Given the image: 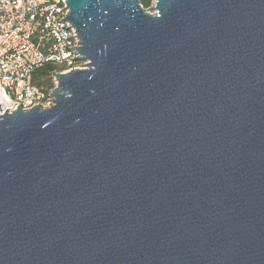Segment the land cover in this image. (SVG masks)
<instances>
[{"label": "water", "instance_id": "95a60500", "mask_svg": "<svg viewBox=\"0 0 264 264\" xmlns=\"http://www.w3.org/2000/svg\"><path fill=\"white\" fill-rule=\"evenodd\" d=\"M64 1L86 63L0 115V264H264V0Z\"/></svg>", "mask_w": 264, "mask_h": 264}, {"label": "built area", "instance_id": "2783aa9c", "mask_svg": "<svg viewBox=\"0 0 264 264\" xmlns=\"http://www.w3.org/2000/svg\"><path fill=\"white\" fill-rule=\"evenodd\" d=\"M154 2L139 0L146 11ZM66 6L64 0H0V115L17 105L23 110L51 105L52 88L46 90L33 82L34 71L43 64L50 63L64 73L86 63L73 58L79 56L71 48L79 46L75 28L66 20L59 21L69 13Z\"/></svg>", "mask_w": 264, "mask_h": 264}, {"label": "trees", "instance_id": "16d2710c", "mask_svg": "<svg viewBox=\"0 0 264 264\" xmlns=\"http://www.w3.org/2000/svg\"><path fill=\"white\" fill-rule=\"evenodd\" d=\"M147 4V1H144ZM55 67L50 63H45L33 73V82L35 85L49 90L53 88V83L51 82V75Z\"/></svg>", "mask_w": 264, "mask_h": 264}, {"label": "rangeland", "instance_id": "374dc122", "mask_svg": "<svg viewBox=\"0 0 264 264\" xmlns=\"http://www.w3.org/2000/svg\"><path fill=\"white\" fill-rule=\"evenodd\" d=\"M54 70H58V68L56 67ZM51 82L53 83V86L56 83L55 78L52 75H51Z\"/></svg>", "mask_w": 264, "mask_h": 264}]
</instances>
